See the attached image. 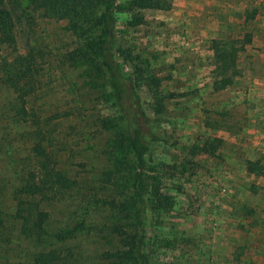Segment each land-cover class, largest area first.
<instances>
[{
  "label": "rangeland",
  "instance_id": "obj_1",
  "mask_svg": "<svg viewBox=\"0 0 264 264\" xmlns=\"http://www.w3.org/2000/svg\"><path fill=\"white\" fill-rule=\"evenodd\" d=\"M130 1L116 0L115 53L136 76L150 116H156V99L162 98L160 116L167 121L157 125V132L170 139L154 148L160 200L150 195L148 202L153 264H264V150H242L238 142L244 145L245 135H234V152L240 155V175L234 180L220 166L229 147L213 139L229 137L222 127L242 132L250 120L244 109L248 91H264L263 83L243 78L241 67L264 58V0H162L166 8L137 11L143 17L139 24L132 19ZM6 2L17 50L32 51L38 65L35 90L25 106L39 121L20 119L15 94L0 73V264H22L28 253L50 249L61 255L55 264H114L106 252L120 248L112 228L125 220L108 200L127 193L132 157L125 120L104 73L92 61L70 57L75 40L64 20L21 0ZM247 35L257 45L245 43ZM214 41L238 49L240 67L223 91L237 97L233 106H221L212 88L218 76ZM6 54L13 53L2 45L0 56ZM36 126L46 137L42 143L52 165L75 181L61 197L39 203L48 212L41 243L20 232L14 199L35 165L31 130ZM258 158L260 173H245L246 161ZM230 186L238 188L235 199L228 195ZM79 220L83 228L68 232Z\"/></svg>",
  "mask_w": 264,
  "mask_h": 264
},
{
  "label": "trees",
  "instance_id": "obj_2",
  "mask_svg": "<svg viewBox=\"0 0 264 264\" xmlns=\"http://www.w3.org/2000/svg\"><path fill=\"white\" fill-rule=\"evenodd\" d=\"M33 9H42L45 15L65 21L67 29L75 40L70 57L82 58L95 63L104 73L110 87V94L118 106L124 120L127 147L131 153V168L128 165L126 181L127 193L121 200L111 198L108 203L122 212L123 223L113 226V232L119 237L120 248L106 252V258L114 259V264H153L148 249V237L153 224L148 215L149 197L155 195L158 201L160 194L159 175L156 168L154 148L157 143H170V139L157 132V125L167 121L160 116L164 113L162 98L156 99L154 113L150 116L143 107L136 76L127 71L125 63L115 53L117 42L115 34L116 0H21ZM132 19L142 23L143 17H137L140 9H163L162 0H131ZM250 42L247 35L245 43ZM8 46L12 51L0 56V73L5 84L11 87L18 103L17 114L21 120L37 125L26 108L27 96L35 90L38 65L32 51L20 53L16 48L15 24L6 0H0V48ZM214 63L217 77L212 82L214 91L226 88L233 81L236 68L237 48L224 41H214ZM241 49V48H240ZM35 165L25 177V182L14 191L16 200L15 217L20 221V232L38 243L43 241L44 224L48 212L39 207L43 200L61 197L64 192L73 189L75 181L68 178L62 170L55 168L43 145L46 138L43 131L36 126L31 130ZM214 140L222 142L220 138ZM216 149V147H214ZM212 149V153L214 151ZM209 152L207 146L204 148ZM264 159V158H263ZM261 159L247 160L246 168L250 172L260 173ZM157 201V200H156ZM1 222V218H0ZM84 221L79 220L68 232L81 229ZM59 237L64 236L58 233ZM66 235V234H65ZM61 255L55 249L34 251L26 256L22 264H55Z\"/></svg>",
  "mask_w": 264,
  "mask_h": 264
},
{
  "label": "crops",
  "instance_id": "obj_3",
  "mask_svg": "<svg viewBox=\"0 0 264 264\" xmlns=\"http://www.w3.org/2000/svg\"><path fill=\"white\" fill-rule=\"evenodd\" d=\"M254 40H255V37L252 36L251 41H250V45H257V44H254ZM261 49H262V46H261ZM242 65H244V66H242ZM242 65H241V67H243L242 73H244L243 78L246 79V81L251 83L252 81L250 79H252L253 82L258 81V82L264 84V58H261V59L259 58L256 60H254V59L249 60V62H247L246 64H242ZM236 67H238V68L240 67L238 62H236ZM254 70H255V72H254ZM259 70H261V71H259ZM224 90H225V88L218 90L215 93V95L219 99L220 105L226 106L227 104H229V105L233 106V101L237 97L232 96L231 94H226V92H223ZM246 99L248 100V102L245 103L244 109H245V113L250 116V120L242 128V132H240V131H239L240 133L239 132L238 133L231 132V131H228L227 129H224L223 127L221 129V131L226 132L229 135V137L227 138L224 135L220 136L222 138V143L220 146L223 147L226 144L229 148H228V150L225 151L224 154H221L220 166L222 165L226 175L228 177H231L234 180H238L239 175H240V173H238V170H237V167L240 163V155L237 152V150H236V152H234L235 148H233V145H235V143H236L235 141H233V137H235L234 135L242 134V135H245V138L247 139L245 141L244 145L238 142V147H240V149L244 150L246 148H251V147L256 146V147H262V149L264 150V91L262 93H259V92L254 93L253 91H248ZM255 119H256V121H255ZM239 137H241V136H239ZM221 147L217 151L221 150L222 149ZM217 151H216V153L219 154V152H217ZM221 153H223V151ZM249 159H251V158H249ZM243 171L245 173H248V174H254V175L257 174L254 172H248L246 169V165H245ZM223 179H225V178H223ZM234 180L230 181L231 185L236 184V182ZM237 189L238 188L236 186H230L228 188V191H229L228 195H230V197H232V199H235V197H237V193H238ZM246 192H248V191H246ZM262 196H264V194ZM250 199H252V198H250ZM261 202H262V205L264 208V198H263V201H261ZM224 204H226V203H224ZM233 204H231L229 207L233 208L234 207ZM251 205H253V202H251ZM250 219L247 220L248 225L250 223V226H252L253 222ZM231 220H233V217L231 218Z\"/></svg>",
  "mask_w": 264,
  "mask_h": 264
}]
</instances>
